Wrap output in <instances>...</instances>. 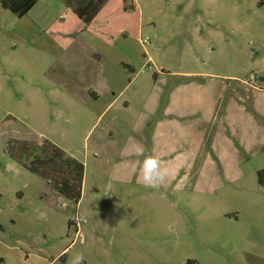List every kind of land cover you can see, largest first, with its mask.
<instances>
[{
  "label": "rangeland",
  "instance_id": "374dc122",
  "mask_svg": "<svg viewBox=\"0 0 264 264\" xmlns=\"http://www.w3.org/2000/svg\"><path fill=\"white\" fill-rule=\"evenodd\" d=\"M37 10L0 6V264L259 261L264 0H104L88 24L62 0ZM180 84L181 117L157 126ZM40 136L84 162L79 203L7 154ZM146 155L168 169L158 189Z\"/></svg>",
  "mask_w": 264,
  "mask_h": 264
},
{
  "label": "trees",
  "instance_id": "16d2710c",
  "mask_svg": "<svg viewBox=\"0 0 264 264\" xmlns=\"http://www.w3.org/2000/svg\"><path fill=\"white\" fill-rule=\"evenodd\" d=\"M37 0H0L4 8L22 17ZM86 24L99 12L104 0H83L72 5L62 0ZM7 154L29 171L41 176L67 201L79 203L84 185L85 164L50 139L40 136L33 141L11 137L6 144ZM258 182L264 186V168L258 171Z\"/></svg>",
  "mask_w": 264,
  "mask_h": 264
},
{
  "label": "crops",
  "instance_id": "0c3cea01",
  "mask_svg": "<svg viewBox=\"0 0 264 264\" xmlns=\"http://www.w3.org/2000/svg\"><path fill=\"white\" fill-rule=\"evenodd\" d=\"M41 0H37L36 1V3L32 6V8L27 12V14L26 15H28L29 13H31V12H34L35 10H37L38 9V5H39V2H40ZM63 2V1H62ZM64 3V2H63ZM0 6L3 8V9H6V10H9V9H7V8H4L2 5H1V2H0ZM9 11H11V10H9ZM38 11V10H37ZM39 11H41V10H39ZM12 12V11H11ZM13 13V12H12ZM38 13V12H37ZM15 14V13H14ZM15 15H17V14H15ZM18 16V15H17ZM25 16V15H24ZM19 17V16H18ZM23 17V16H22ZM204 85H206V83H201L200 84V88L201 87H203ZM185 86H189V85H186V84H180V85H178V86H176V87H174V88H172V90L170 91V93H169V101H167L164 105H163V111H164V113H163V118H159V119H157V120H155L156 121V123H157V126H158V123H160V121H161V119H167V118H170V119H172V117H181V115L182 114H180L179 115V113L176 111V110H173L172 108H173V105L174 104H176V102H175V96H176V91L179 89V87H185ZM223 90L225 91V86L223 87ZM264 90V89H263ZM163 92V90L162 89H160V91H159V94L156 96V100H155V102H154V109L152 110L153 112L152 113H154V111H156L158 108H160L162 105H160V98L162 97V93ZM92 95H94L95 97H97V95L94 93V94H92ZM259 96V95H258ZM228 105H232V106H235V107H237V108H240L241 110H244V111H247L248 113H250L251 115H252V117H253V119H254V121L255 122H257V123H261L260 121H257L256 120V118H255V116L252 114V112H250L249 110H247L245 107H243V106H241V105H236V104H232V103H229L228 102ZM256 108H257V110H258V112H260L261 114L264 112V107H261L260 105H259V101H258V98H257V102H256ZM158 121V122H157ZM228 124V123H227ZM229 125V124H228ZM262 125L264 126V122L262 123ZM140 127V126H139ZM224 128L226 127L225 125L223 126ZM230 127V126H229ZM141 128V127H140ZM157 128V127H156ZM231 128V127H230ZM232 130V129H231ZM161 132V131H160ZM154 133L153 134V139H157L158 138V136L162 133ZM232 134L234 135V137H235V139H236V142L238 141V139H237V137H236V135L234 134V132H233V130H232ZM227 136V135H226ZM159 137H162V135L161 136H159ZM212 150L214 151V149L212 148ZM215 152V151H214ZM234 246V245H233ZM253 247H256V248H259V249H261V251H262V254H261V259L259 260V261H257V262H245V263H243V264H264V239L262 238L261 240H257V239H254L253 237H249L247 240H246V248L247 249H251V248H253ZM228 264H235V263H231V262H229ZM239 264V263H238ZM241 264V263H240Z\"/></svg>",
  "mask_w": 264,
  "mask_h": 264
},
{
  "label": "clouds",
  "instance_id": "9594fccd",
  "mask_svg": "<svg viewBox=\"0 0 264 264\" xmlns=\"http://www.w3.org/2000/svg\"><path fill=\"white\" fill-rule=\"evenodd\" d=\"M138 175L145 187L158 189L166 182L168 169L160 158L146 155L139 165ZM84 259L83 254L78 253L72 258L71 264H83Z\"/></svg>",
  "mask_w": 264,
  "mask_h": 264
},
{
  "label": "built area",
  "instance_id": "2783aa9c",
  "mask_svg": "<svg viewBox=\"0 0 264 264\" xmlns=\"http://www.w3.org/2000/svg\"><path fill=\"white\" fill-rule=\"evenodd\" d=\"M148 40H149V37H146V40H145V41L147 42ZM253 76H254V75L252 74V75H251V78H253Z\"/></svg>",
  "mask_w": 264,
  "mask_h": 264
}]
</instances>
